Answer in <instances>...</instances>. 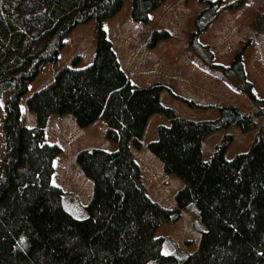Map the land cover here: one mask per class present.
I'll return each mask as SVG.
<instances>
[{
    "label": "trees",
    "instance_id": "16d2710c",
    "mask_svg": "<svg viewBox=\"0 0 264 264\" xmlns=\"http://www.w3.org/2000/svg\"><path fill=\"white\" fill-rule=\"evenodd\" d=\"M127 0H0V97L6 104V156L0 170V264H264V138L259 130L248 151L226 158L232 136L226 134L213 153L203 154L212 133L238 127L249 133L264 120V98L253 92L244 69L243 49L230 65L212 62L199 36L218 17L222 0L208 1L194 19L188 40L205 64L220 69L255 106L254 114L221 105L215 119L175 114L161 100L170 85L132 83L121 68L102 22L116 16ZM166 0H131V17L147 23ZM95 23V55L84 68L79 56L60 68L51 82L26 99L36 117L34 127L20 125V100L46 64L58 61L66 38L79 24ZM256 23L264 29V14ZM155 31L149 47L168 39ZM71 113L85 129L104 119L115 151L85 148L76 156L94 182L88 216L78 219L63 205L65 192L52 183L53 160L61 147L50 144L46 128L51 114ZM156 114L169 124L147 149L176 175L183 187L175 208H165L148 194L130 144L141 146L148 120ZM191 214L200 241L193 252L166 251L156 237L164 222ZM165 253H169L165 255Z\"/></svg>",
    "mask_w": 264,
    "mask_h": 264
},
{
    "label": "rangeland",
    "instance_id": "374dc122",
    "mask_svg": "<svg viewBox=\"0 0 264 264\" xmlns=\"http://www.w3.org/2000/svg\"><path fill=\"white\" fill-rule=\"evenodd\" d=\"M210 0H166L151 12L147 23L134 21L131 17V0L122 10L105 20L103 28L107 38L113 41L124 64L132 68L135 63L133 83L149 85L166 83L172 92L163 90L161 100L173 109L176 115L190 119H215L221 105H234L242 111L254 114L256 108L247 94L238 89L220 69L207 65L188 48V40L194 30L196 15L207 7ZM214 1V0H211ZM218 17L199 36V41L212 51V62L228 66L236 53L243 49L244 69L247 79L253 85V92L264 98V29L257 18L264 14V0H222ZM167 30L170 37L149 47L155 31ZM66 44L58 61L46 64L34 81L29 83V92L20 100V125L34 127L35 114L29 117L26 99L35 90L48 85L54 74L79 56L78 68L88 66L95 52V23L79 24L66 38ZM111 41V42H112ZM11 95L6 91L0 97V170L6 156L7 145L4 134L6 104ZM257 127L243 133L236 126L210 134L204 141L203 154L207 159L224 135L232 136V143L226 151V158L248 151L256 133L261 130L264 138V120L256 118ZM168 119L156 114L148 120L141 146L130 144L133 156L138 162L142 181L149 196L165 208H175V197L183 187L174 174L165 172L163 162L147 149V144L158 138V126L168 125ZM107 122L95 126L89 133L76 123L73 114H51L46 128L47 141L61 147V153L53 160L55 172L52 183L65 191L63 205L78 219L88 216L85 209L92 198L94 182L87 177L76 161L77 154L85 148H101L115 151L117 143L107 139ZM76 196V197H75ZM156 237L166 239L165 250L177 248L188 252L197 249L200 233L194 227L191 214L181 213L175 222H164L156 231Z\"/></svg>",
    "mask_w": 264,
    "mask_h": 264
},
{
    "label": "crops",
    "instance_id": "0c3cea01",
    "mask_svg": "<svg viewBox=\"0 0 264 264\" xmlns=\"http://www.w3.org/2000/svg\"><path fill=\"white\" fill-rule=\"evenodd\" d=\"M150 15H151V13H150ZM150 15H149V17H150ZM104 23H105V21H103L102 22V26L104 25ZM105 29V28H104ZM112 41V40H111ZM112 43H113V41H112ZM113 49H114V51H115V53H116V55H117V58H118V60H119V63H120V66H121V68L124 70V72L126 73V75L128 76V78H129V80L133 83V80H134V74H135V63L133 62L132 63V68H130V65L127 67L126 65L127 64H124L123 63V61H122V59H121V57L119 56V54H118V52L116 51V48L113 46ZM93 56L95 55V52H94V54H92ZM27 105V104H26ZM27 109H28V107H27ZM27 112L29 113V117L30 116H32V112H30L29 110H27ZM51 116V115H50ZM50 116H49V118H50ZM100 123H102V119H98L96 122H94L91 126H89V127H87V128H85V129H82L83 131H85L86 133H89V132H91L92 130H93V128L95 127V126H97V125H99ZM65 192V191H64ZM76 197V196H75Z\"/></svg>",
    "mask_w": 264,
    "mask_h": 264
},
{
    "label": "snow or ice",
    "instance_id": "6c2138e0",
    "mask_svg": "<svg viewBox=\"0 0 264 264\" xmlns=\"http://www.w3.org/2000/svg\"><path fill=\"white\" fill-rule=\"evenodd\" d=\"M169 253H165V255H168Z\"/></svg>",
    "mask_w": 264,
    "mask_h": 264
}]
</instances>
